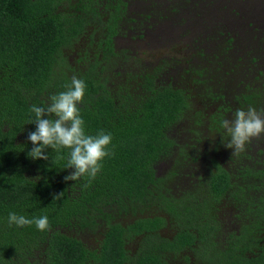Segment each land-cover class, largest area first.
I'll return each instance as SVG.
<instances>
[{"label": "trees", "instance_id": "16d2710c", "mask_svg": "<svg viewBox=\"0 0 264 264\" xmlns=\"http://www.w3.org/2000/svg\"><path fill=\"white\" fill-rule=\"evenodd\" d=\"M134 1L0 0V264H176L159 252L165 237L149 233L165 213L177 228L169 249L176 256L193 253L194 264H264V134L232 155L220 127L238 108L264 109L263 90H237L256 57L231 67L227 77L216 68L175 67L184 70L176 72L181 84L159 80L174 68L169 64L122 76L115 38L133 32L124 29L128 21L144 24L130 17ZM223 38L222 51L230 52L233 44ZM196 54L207 59L206 52ZM253 73L264 86L262 71ZM73 75L87 85L79 105L86 134L112 136V154L91 180H65L75 171L65 168L69 149H46L48 160L28 155V136L36 130L31 105L46 107ZM160 163H170L164 175ZM177 180L192 187L167 193ZM10 212L46 215L50 229L10 227ZM226 218L232 220L227 227ZM80 232L87 240L103 233L99 247L83 242ZM131 243L139 244L134 257Z\"/></svg>", "mask_w": 264, "mask_h": 264}, {"label": "rangeland", "instance_id": "374dc122", "mask_svg": "<svg viewBox=\"0 0 264 264\" xmlns=\"http://www.w3.org/2000/svg\"><path fill=\"white\" fill-rule=\"evenodd\" d=\"M151 2L154 5H150ZM144 9L147 11L143 14H136V10ZM129 10L130 17L143 19L144 24L142 27L138 20L128 21L124 29L131 26L134 28L133 32L128 29L127 33L121 34L115 42L119 52L117 70L122 72V76L161 67L159 65L164 61L163 69H166L164 66L168 67L166 63L174 68L169 72H162L159 80L170 78L171 75L174 78L177 71L184 72L183 69L175 70V67H186L185 59L188 58L191 60L188 66L194 65L193 68L190 66L192 69L196 68L200 72L206 68L214 73L216 68L221 76L227 77L226 72H229L231 67L234 68L238 63L241 64L240 67L245 64L247 66L251 64L252 57H258V60L255 58L253 61L254 67L253 64L250 65L252 71L245 70V66L246 76L244 77L243 73L241 80L236 82L237 90H243L244 85H251L252 88L264 91L261 81L253 77L257 74L253 73L255 68L256 71H262L264 81V0H135L130 3ZM144 26L145 31L142 32ZM223 37H229V43L233 44L230 52L222 51L226 42ZM199 50L206 52L207 59H200L197 54L194 56ZM70 57L74 58L72 53ZM224 57L228 58L230 64L224 60L221 62ZM210 76L206 74L202 78L206 82ZM230 82L233 83L231 80ZM225 100L229 101L228 94ZM216 105L217 103L213 102V110ZM168 164L158 165L159 175L165 174V169H169ZM195 166L193 162L191 171L197 174L195 169L198 166ZM191 184H184L179 180L172 181L166 186L167 193L176 195L192 187ZM226 214L227 212L223 218ZM121 217V221L126 219V216ZM231 223L232 220L226 218V227ZM165 233L167 234V231ZM88 240H91V236ZM129 246L132 249L134 244Z\"/></svg>", "mask_w": 264, "mask_h": 264}, {"label": "clouds", "instance_id": "9594fccd", "mask_svg": "<svg viewBox=\"0 0 264 264\" xmlns=\"http://www.w3.org/2000/svg\"><path fill=\"white\" fill-rule=\"evenodd\" d=\"M86 87L83 79L73 75L71 83L65 85L66 91L50 96V104L46 107L33 104L30 108L35 114V121L31 123L36 124V130L28 136L33 144L28 155L33 159L48 160L46 149L51 148L57 152L69 149L65 168H74L75 171L65 177L66 181H77L84 176L90 180L95 179L102 170V161L112 154L109 149L111 133L102 130L93 136L85 132V122L79 105L83 103ZM53 115L54 119L48 118ZM220 127L229 137L225 147L232 150V155L240 154L246 150V145L253 138L264 134V109L257 110L254 106H249L247 110L238 108L232 119L225 118L220 121ZM8 224L10 227L15 225L20 228L34 224L40 231L50 229L46 215L29 219L10 212Z\"/></svg>", "mask_w": 264, "mask_h": 264}, {"label": "flooded vegetation", "instance_id": "af4514ba", "mask_svg": "<svg viewBox=\"0 0 264 264\" xmlns=\"http://www.w3.org/2000/svg\"><path fill=\"white\" fill-rule=\"evenodd\" d=\"M128 5L130 6V2H128ZM131 28V26H130ZM120 37L117 36L115 38V42L116 40ZM144 37V35H143ZM116 46V44H115ZM164 61H161V65L160 66H163ZM160 64V63H159ZM168 65V63H166ZM169 67V66H168ZM168 67H165L164 68H168ZM186 68H189L188 64L186 66ZM185 75H187L185 73ZM181 76L177 75L175 77L174 75V78H173V75H171L170 78H166L167 81H170L172 82L173 84H181V79L180 78ZM195 181V180H193ZM187 183V181H184V184ZM147 210V209H146ZM146 210H144V213H146ZM151 218L153 216H150ZM162 219L161 221L158 223V225L156 227H154V229H152V231H150L149 233H157L163 237H165V240H161L160 239V244H161V247H165V248H161L159 250L161 256L166 260V261H169L171 263H176V264H194L195 262V257L193 255V253H182L178 256L175 255V252H172L170 251L169 249H171V247H173L175 245V242H176V235H177V228H176V225L174 224V222L172 220H170V217L165 214H162ZM132 219V217H131ZM132 222V221H131ZM105 224V223H103ZM165 231H167V234L165 233ZM148 233L147 231H144V235ZM94 236H97L95 239L93 240H87V236H85L83 234V232H80L79 233V238L85 242L86 244H92L93 246L95 247H99V244H100V241L101 239L103 238V233L99 232V233H95ZM134 238H136V240H141V235H133ZM132 240V238H130L129 240H126L125 244H124V247L127 248L128 247V243ZM159 241V240H158ZM156 241V242H158ZM135 242V241H134ZM163 244V245H162ZM152 245H153V242H152ZM138 247H139V244H135L134 243V247L131 249L132 253L131 254H128L130 257H134L136 256L137 254H135L138 250ZM36 256H39V257H44L42 255H36ZM187 256V258H186ZM35 257V256H34ZM122 264H130V261L129 260H126L124 261Z\"/></svg>", "mask_w": 264, "mask_h": 264}]
</instances>
